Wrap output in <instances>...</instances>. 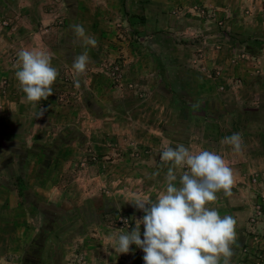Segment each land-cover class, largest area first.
<instances>
[{"label":"rangeland","instance_id":"374dc122","mask_svg":"<svg viewBox=\"0 0 264 264\" xmlns=\"http://www.w3.org/2000/svg\"><path fill=\"white\" fill-rule=\"evenodd\" d=\"M42 1L61 9L60 0ZM107 3L92 20L83 7L77 19L50 22L45 52L59 76L47 100L33 107L16 70L8 78L0 71V107L20 90L24 113L21 118L0 108V264H101L103 253L110 264L138 262L137 246L119 254L114 237L130 232L144 216L131 202L137 196L154 201L151 189L165 181L163 169L153 175V143L165 137L167 124L191 117L175 113L163 78L155 74L152 52L135 46L149 42L145 19L138 15L134 21L125 4L122 12ZM4 13L0 5L1 32L9 27ZM120 15L131 24L122 27ZM72 24H82L96 47L85 45ZM160 33L157 41L165 45L166 32ZM121 44L128 46L127 59ZM84 51L90 60L76 87L72 63ZM179 128L180 139L187 137L189 132ZM19 206L23 214L15 211Z\"/></svg>","mask_w":264,"mask_h":264},{"label":"crops","instance_id":"0c3cea01","mask_svg":"<svg viewBox=\"0 0 264 264\" xmlns=\"http://www.w3.org/2000/svg\"><path fill=\"white\" fill-rule=\"evenodd\" d=\"M107 2L121 11L125 4L134 21H139L138 15L145 19L143 27L150 32L144 39L149 42L135 46L143 51L147 46L152 52L155 74L163 78L175 113L191 117L167 124L165 137L153 143L157 167L153 171L163 169L166 175L168 165L159 162L166 146L183 144L193 152L203 149L221 155L234 173L231 194L220 191L218 199L207 206L236 220L230 264H264V208L256 216L257 205L264 202V0H60L61 9L56 10L42 0H0L9 26L0 31V71L12 77L22 49L46 51L47 27L54 19L61 17L59 23L72 16L77 19L84 7L85 18L92 20L95 11H105ZM120 17L122 27L131 24L126 16ZM86 27L88 35H93V24ZM163 31L165 45L157 41ZM121 45L125 54L127 45ZM19 91L0 108L23 118ZM179 127L189 132L187 137L180 139ZM233 133L242 136L238 153L221 142ZM164 186L165 181L153 187L151 194L157 197ZM21 208L15 211L23 214ZM140 228L144 230V225ZM136 251L137 264H144L143 250L137 247ZM101 258V264H110L104 253Z\"/></svg>","mask_w":264,"mask_h":264},{"label":"clouds","instance_id":"9594fccd","mask_svg":"<svg viewBox=\"0 0 264 264\" xmlns=\"http://www.w3.org/2000/svg\"><path fill=\"white\" fill-rule=\"evenodd\" d=\"M70 27L85 45L96 46V39L86 35L82 24ZM51 59L43 50L22 49L18 53L15 78L33 107L53 95L52 85L59 72ZM89 60L87 51L73 59L76 87ZM44 111L42 108L39 117ZM221 142L230 145L234 152L241 151L240 133H233ZM160 160L168 165L164 189L154 201L137 196L131 202L144 216L130 232L121 231L114 237L115 250L126 254L135 244L144 252V264H221V261L230 264L234 255L232 246L236 243V220L230 215L222 217L218 210L207 205L218 199L216 194L220 191L231 194L233 170L216 152L203 149L193 152L183 144L164 147ZM183 169L187 170L180 171ZM141 224L144 225L143 239Z\"/></svg>","mask_w":264,"mask_h":264},{"label":"built area","instance_id":"2783aa9c","mask_svg":"<svg viewBox=\"0 0 264 264\" xmlns=\"http://www.w3.org/2000/svg\"><path fill=\"white\" fill-rule=\"evenodd\" d=\"M264 202L257 205L256 207V216L260 217L263 214Z\"/></svg>","mask_w":264,"mask_h":264}]
</instances>
